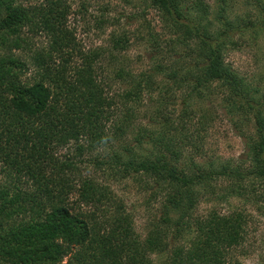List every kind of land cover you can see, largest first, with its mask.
I'll return each instance as SVG.
<instances>
[{
    "label": "trees",
    "instance_id": "obj_1",
    "mask_svg": "<svg viewBox=\"0 0 264 264\" xmlns=\"http://www.w3.org/2000/svg\"><path fill=\"white\" fill-rule=\"evenodd\" d=\"M140 1L160 25L147 31L146 70L121 56L124 31L83 51L65 25V0H0V264H230L249 213L197 214L200 194L241 198L264 219V82L225 60L237 37L256 33L254 18L231 14V0L216 9L208 0ZM219 94L238 116L244 151L203 160L211 118L198 106ZM70 142L72 159L58 151ZM85 150L103 153L88 160ZM80 164L151 190L158 220L138 235L111 187Z\"/></svg>",
    "mask_w": 264,
    "mask_h": 264
},
{
    "label": "rangeland",
    "instance_id": "obj_2",
    "mask_svg": "<svg viewBox=\"0 0 264 264\" xmlns=\"http://www.w3.org/2000/svg\"><path fill=\"white\" fill-rule=\"evenodd\" d=\"M260 1L264 5V0ZM65 2L68 5L65 25L83 51L107 47L109 34L124 31L126 36H129L130 45L121 56L124 55L129 60L134 70H146L150 66L147 31L150 29L160 32L154 9L146 7L140 0H65ZM208 2L216 9L218 0ZM231 3L233 4L231 14H248L254 18L256 33L247 31L237 37V45L226 51L225 60L250 83H263L264 29L259 27L261 21L258 20L260 16L264 18V9H261L262 5L259 6L255 0H231ZM43 40L45 42L43 35H35L33 41L40 44ZM29 72L28 70L25 76L28 77ZM220 96L215 95L210 101H203L198 106V109L206 111L211 118L202 144L204 148L202 151L205 152L203 160L208 156L236 158L244 151L243 138L233 126L238 116L226 113L225 104ZM142 104L140 110L146 114L142 122L147 124L151 120L149 117L152 109L157 104V96L152 94V97L150 99L147 97ZM58 151L59 155H65L70 159L77 157L73 142ZM107 151L110 152V149ZM101 153L102 150H92V154L85 150L81 157L90 160L91 155ZM189 153L186 152L187 157ZM202 158L196 160L200 161ZM79 166L82 174L94 176L98 181L111 187L113 194L131 215L134 230L138 235L143 236L151 224L158 220L159 197H154L151 190L142 188L130 179L115 180L100 170H94L93 166L88 165L86 168L82 164ZM245 204L241 198L222 201L217 199V195L213 197L208 193H202L196 203L195 213L205 214L210 209L225 213L232 208H246L249 215L246 218L244 239L230 264H264V219Z\"/></svg>",
    "mask_w": 264,
    "mask_h": 264
}]
</instances>
